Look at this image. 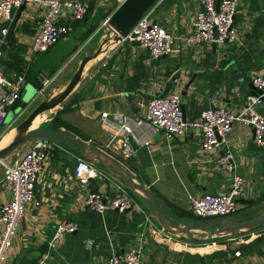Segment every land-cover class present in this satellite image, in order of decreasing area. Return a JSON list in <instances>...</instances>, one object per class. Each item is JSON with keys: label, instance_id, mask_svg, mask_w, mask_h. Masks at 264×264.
<instances>
[{"label": "crops", "instance_id": "crops-1", "mask_svg": "<svg viewBox=\"0 0 264 264\" xmlns=\"http://www.w3.org/2000/svg\"><path fill=\"white\" fill-rule=\"evenodd\" d=\"M87 1L91 10L84 18L88 29L75 37L72 49L66 53L65 39L71 33L48 50L32 52L30 45L44 5L40 1L24 2L12 31L7 33L1 57L7 73L29 65L26 80L32 81L41 71L49 75L61 65L58 58L74 57L89 43L102 19L121 0ZM200 4L201 0H157L149 8L150 13L168 31L179 35L174 49L153 56L137 41L114 40L103 54L85 63L80 78L63 99L66 109L60 117L64 122L56 126L98 146L113 158L120 155L106 144L110 128L100 117L102 110H108L110 118L123 114L139 134H148L150 144L138 146L134 155L123 160L125 166L153 192L168 219L196 226L179 233L172 231L170 237L146 236L139 264H264L263 224L223 234L214 230L245 222L264 210V142L254 141L252 126L236 119L219 146L202 149L193 129L180 135H165L139 121L154 93L172 90L181 93L187 118L197 117L202 108L211 104L236 110L245 95L253 93L251 75L264 74V0H238L240 11L235 14L236 36L232 41L189 43L183 36L192 29ZM59 16L61 20L68 18L64 7ZM98 18L99 23H95ZM80 22H75V27ZM260 107L264 112V97ZM226 145L233 150L237 169L247 176L246 196H241L246 199L238 200L237 210L229 214L193 216L188 212L190 194L220 192L231 182L230 173L217 161ZM77 155L74 148L62 143L51 149L36 181V195L42 203L37 207L27 204L3 264H38L42 258L41 264H107L112 250H123L134 243L144 217L142 210L159 220L147 197L130 188L121 175L101 162L98 165L105 175L92 177L90 185L106 195L118 193L124 186L137 203L128 209L110 208L102 213L88 207L71 172ZM0 190L2 198L10 195L9 190ZM66 217L76 219L78 227L58 236L50 246L48 239L57 221ZM3 227L1 222L0 232ZM88 238L94 243L88 244Z\"/></svg>", "mask_w": 264, "mask_h": 264}, {"label": "built area", "instance_id": "built-area-1", "mask_svg": "<svg viewBox=\"0 0 264 264\" xmlns=\"http://www.w3.org/2000/svg\"><path fill=\"white\" fill-rule=\"evenodd\" d=\"M26 1H40L44 5L40 24L30 45L33 53L48 50L60 38L68 36L74 29L75 22L83 20L90 10V3L87 0H0V137L6 124L9 107L20 96L19 88L26 79L29 67L27 65L22 70L8 74L1 62L11 20L10 8L18 7ZM63 7L68 14L66 20H61L59 16ZM239 11L238 0H201L192 20V29L184 34L183 38L189 43L232 41L236 36L234 18ZM107 15L102 19V24L106 23ZM123 39L137 41L145 46L151 55L161 56L174 49L179 35L171 33L164 25L158 23L148 9L132 25ZM48 77L43 72L37 75L38 83L35 84L34 97L45 91ZM239 78L242 79L243 76ZM251 81L260 91L247 93L236 110H230L224 105L206 106L200 110L197 117L187 118L183 115L181 93L172 90L154 93L149 99L145 115L139 121L146 122L155 130H161L165 135H180L193 129L199 136L201 148L211 149L219 146L231 130L234 120L239 119L252 126L254 141L263 143L264 112L260 106L264 97V74L260 72L252 74ZM100 117L110 128L106 133V144L118 152L120 156L115 159L123 165H125L123 160L134 155L138 146L150 144L148 134H139L133 123L123 114H114V117L110 118L109 111L102 110ZM57 144V141L49 137L33 136L24 142V147L13 160H1L4 169L0 176V188L9 190L10 195L2 198L0 190V223H4L0 232V264H3L14 231L25 216L27 204L37 207L42 203L41 198L36 195V181L49 152ZM217 161L231 175L229 186L220 192L205 191L198 195H189L190 209L203 217L232 213L239 206L237 197L246 196L244 184L247 176L237 169L232 148L224 146L217 156ZM71 172L76 186L81 191L83 202L94 211L102 213L110 208L124 210L137 203L124 186H120L118 193L112 195H106L100 189L93 188L90 179L104 176L105 170L89 158L77 155ZM131 172L134 174L132 170ZM142 212L144 217L135 233L134 243L123 250H112L107 256V264H139L146 236L165 238L173 235V232L155 219L156 216L151 212L145 209ZM77 227L76 219L61 218L48 239L49 245L52 246L58 236ZM262 229L264 230V223ZM87 243L93 244L94 241L88 238ZM42 259L38 264H41Z\"/></svg>", "mask_w": 264, "mask_h": 264}, {"label": "water", "instance_id": "water-1", "mask_svg": "<svg viewBox=\"0 0 264 264\" xmlns=\"http://www.w3.org/2000/svg\"><path fill=\"white\" fill-rule=\"evenodd\" d=\"M157 0H121V2L107 15L106 23L104 24L106 27V37L102 40V42L96 47L93 52L85 53L76 69L74 70L71 78L66 83V85L57 93L50 97L42 98L32 109L31 111L16 125L17 132L10 138V140L0 147V161L4 159V157L15 149L18 145L24 143L28 138L33 136H46L51 139H54L58 143H62L74 148L79 155L89 158L93 160L95 163L101 162L107 168L112 169L118 175H121L123 179L126 181V184L141 193H143L153 208L155 209L160 222L169 228L171 231L179 233L188 230L192 226H196V224H179L170 219H168L162 212L154 194L149 190L147 186L143 183L136 180L134 174L131 170L120 163L118 160L109 156L105 151H103L98 146H95L79 136L70 134L65 130L60 128H55L50 124H36L35 126H30L34 116L44 111L45 109L51 108L61 102L70 90L73 88L75 83L80 78L81 72L85 63L89 58L98 54L102 49V44L109 38L114 40L123 39V37L128 33L131 29L132 25L137 21V19L148 10ZM24 2L21 3L18 7L11 6L9 15L11 16V20L9 22L8 35L12 31L16 20L20 14V11L24 7ZM101 25V24H100ZM100 27V26H98ZM98 27L94 30V32L98 29ZM88 29V23L86 19L81 20V22L76 26V28L71 32L70 36L67 38L69 44L64 50H71L74 45V40L77 35H81L84 31ZM93 32V33H94ZM66 40V39H65ZM66 40V42H67ZM61 41V40H60ZM60 41H57V44H60ZM25 79L22 83V86L19 88V92L24 89V93L16 98L9 107V115L7 116L10 119L13 116V112L19 111L29 100H31L36 93V85L32 81L26 82ZM254 90L253 93H257L260 91L253 84ZM214 106V104H211ZM183 110V104H182ZM184 115V110H183ZM185 116V115H184ZM7 122V121H6ZM238 200H245L244 197H237ZM264 223V210L258 214L257 216L247 220L245 222L227 225L220 228H214L216 233H228L234 230H249L251 227L258 226Z\"/></svg>", "mask_w": 264, "mask_h": 264}, {"label": "rangeland", "instance_id": "rangeland-1", "mask_svg": "<svg viewBox=\"0 0 264 264\" xmlns=\"http://www.w3.org/2000/svg\"><path fill=\"white\" fill-rule=\"evenodd\" d=\"M100 18L98 19H94L95 23H99ZM76 27H74L75 29ZM73 29V30H74ZM72 30V31H73ZM71 31V32H72ZM106 27L104 24L101 23V26L98 27V29L96 30V33L93 35L92 39H90V41H88L89 43L87 45H85V47H82V49L80 50V52L77 53V55H75L74 57H68L67 55H65L62 59L58 58V62H60V66L59 68H57L55 71H53L52 73H49V77H48V83H46L45 86V91L43 93H39L37 94L34 98H32L31 100H29L19 111L17 112H13V116L8 119L7 116L9 115V111L8 114L6 116V124L3 127V135L1 137L2 142H4V136L7 134V132L11 129L14 128V133L13 135L17 132V128L16 125L31 111V109L42 99L45 97H50L52 95H54L55 93L59 92L65 85L66 83L69 81V79L71 78L74 70L76 69L81 57L88 52H93L96 47L102 42V40L106 37ZM70 32V33H71ZM61 39V38H60ZM67 40V39H66ZM94 41V42H93ZM114 41V39H108L105 42H103L102 44V49L99 51L98 54L94 55L93 57L89 58L88 61H90L92 58L98 56L99 54H103L104 51L109 47V45ZM56 43V42H55ZM54 43V44H55ZM67 43L69 44V41L67 40ZM90 44V46H89ZM79 46H82V43H80ZM90 47V48H89ZM84 48V51H83ZM42 52V51H41ZM67 58V59H66ZM66 59V60H64ZM64 60V61H63ZM63 61V62H62ZM31 64V63H30ZM45 69V68H44ZM47 69V68H46ZM42 72V71H41ZM49 72V71H47ZM40 73V72H38ZM38 75V74H37ZM26 82H30L32 84V81L30 79H27ZM24 93V89L21 91V95ZM63 100L61 102H59L58 104H56L55 106L45 109L44 111H41L43 113L39 112V116L41 117L40 121L35 122L34 126L36 124H49L50 121L52 120V117L58 112L61 113L63 110L66 109L65 103H62ZM63 104V105H62ZM12 135V136H13ZM0 139V141H1ZM3 146V145H1ZM0 146V147H1ZM24 147V143L18 145L15 149H13L11 152H9L5 157H4V161H11L13 160L18 154L19 152L22 150V148ZM3 163L0 161V176L3 173ZM217 216V215H216ZM220 216V215H218Z\"/></svg>", "mask_w": 264, "mask_h": 264}, {"label": "trees", "instance_id": "trees-1", "mask_svg": "<svg viewBox=\"0 0 264 264\" xmlns=\"http://www.w3.org/2000/svg\"><path fill=\"white\" fill-rule=\"evenodd\" d=\"M90 29L91 28H93V26H90L89 27ZM5 47V46H4ZM17 67V66H16ZM19 68V67H18ZM5 70V69H4ZM5 72L7 73V71L5 70ZM9 72V71H8ZM32 81L35 83V84H37L38 83V79H37V76H35L33 79H32ZM59 122H64L63 120H62V118L60 117V113H56L53 117H52V120L50 121V125H52L53 127H55V128H57V124L59 123ZM66 131V130H65ZM67 132V131H66ZM191 215H193V216H196V217H203V216H200V215H197V214H195V213H193L192 212V210L189 208V211H188ZM208 217V216H207Z\"/></svg>", "mask_w": 264, "mask_h": 264}, {"label": "bare ground", "instance_id": "bare-ground-1", "mask_svg": "<svg viewBox=\"0 0 264 264\" xmlns=\"http://www.w3.org/2000/svg\"><path fill=\"white\" fill-rule=\"evenodd\" d=\"M40 113H43V112H40ZM38 114H39V113H37V114L34 116V118H33L32 122H31V125H30V126H34L35 122L40 121L41 117H40ZM13 133H14V128H11V129L7 132V134L5 135V137H4V140H5L6 142H2V139H1L2 136H1V137H0V139H1V141H0V146L6 144V143L10 140V138L12 137ZM2 135H3V134H2Z\"/></svg>", "mask_w": 264, "mask_h": 264}]
</instances>
